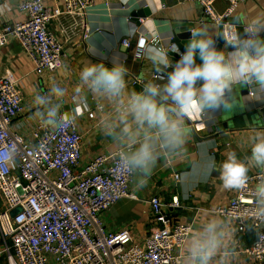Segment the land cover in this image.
<instances>
[{
	"label": "built area",
	"instance_id": "built-area-1",
	"mask_svg": "<svg viewBox=\"0 0 264 264\" xmlns=\"http://www.w3.org/2000/svg\"><path fill=\"white\" fill-rule=\"evenodd\" d=\"M95 0H60V6L46 8L44 0H27L17 6L24 19L13 25L0 26V48L10 39L20 44L34 65V72H53L62 66V45L49 29L52 20L69 19L70 26L59 22L60 33L68 37L78 30L86 37L82 18ZM202 8L203 17L215 26H226L239 5L248 0H189ZM217 1L226 5L223 13L214 8ZM243 32V25H241ZM138 36L134 46L140 50L153 43ZM224 42V41H223ZM121 45L130 48V38ZM154 81L163 76L153 74ZM134 84H142L134 79ZM251 97V93L248 92ZM18 82L0 77V147L15 142L19 153L16 167L0 175V234L8 264H180L184 239L189 236V223L174 216L179 208L177 196L164 204L152 195L147 200L155 228L140 243L128 229L107 232L102 215L130 194V177L121 176L116 168L117 152L98 155L76 171L81 152V135L77 124L53 130L36 120L24 137L10 130L23 111ZM264 107V105H263ZM93 118V113L88 114ZM195 124H190L193 129ZM180 175L173 174L177 181ZM245 189L236 191L225 206L213 213L228 216L239 234L251 231L255 240L244 252L254 264H264V228L257 227L251 217V187L264 181V171L249 175ZM19 207L14 217L10 211Z\"/></svg>",
	"mask_w": 264,
	"mask_h": 264
},
{
	"label": "clouds",
	"instance_id": "clouds-1",
	"mask_svg": "<svg viewBox=\"0 0 264 264\" xmlns=\"http://www.w3.org/2000/svg\"><path fill=\"white\" fill-rule=\"evenodd\" d=\"M238 24L239 19L234 18L214 33L206 26L192 28L183 53L170 43V34L158 33L156 41L141 50L143 58L161 74L162 70H172L166 78L162 74L163 83L148 80L141 91L129 90L125 64L113 63L109 68L104 63H87L80 69L72 99L83 107L90 93L111 106L112 111L100 121V130L118 148L119 174L130 177L138 189L145 186L148 174L161 157L188 158V111L209 123L217 111L228 112L237 105L235 93L241 88H246L253 100H264V12L250 17L243 25V33L238 31ZM138 31L133 26L126 33L134 36ZM163 37L167 39L162 45ZM217 38L224 41L223 49L216 47ZM169 51L180 56L174 64ZM67 96L68 89L53 80L47 93L33 96L37 108L34 119L53 130L74 126L75 113L62 110ZM18 153L15 142L0 147V175L16 167ZM254 169L264 171V132L249 137V154L241 158L230 151L219 163L211 155L210 145H200L191 159V170L182 174L178 183L182 189L190 190L217 172L224 189L239 191L247 187L249 173ZM250 196L251 217L257 227L264 228V181L251 187ZM193 229L184 239L180 264H234L238 241L231 217L210 215ZM257 235L264 240V234Z\"/></svg>",
	"mask_w": 264,
	"mask_h": 264
},
{
	"label": "crops",
	"instance_id": "crops-1",
	"mask_svg": "<svg viewBox=\"0 0 264 264\" xmlns=\"http://www.w3.org/2000/svg\"><path fill=\"white\" fill-rule=\"evenodd\" d=\"M24 1L27 0H0V26L13 25L24 19V16L16 9ZM146 1L150 5L152 15L143 22L140 21L141 25L137 26L129 20V15L142 0H95L92 8L81 20L82 25L88 30L86 37H82L78 30L69 32L66 37L60 33L59 22L64 26H70L71 21L64 18H60L59 21L52 20L49 23V29L55 33L57 40L61 43L63 54L62 66L53 72L45 70L37 75L32 61L15 39H10L4 47L0 48V77L17 81L23 99V111L13 121L10 130L28 137L29 130L37 120L34 119L37 108L33 104V96L37 93H47L50 83L55 80L68 89V96L62 110L68 114L75 113L77 117L76 124L81 135V157L76 171L83 168L94 157L110 155L118 150L114 142L100 130V121L112 111L111 106L97 101L90 93L83 107L72 99L78 88L80 69L87 63H104L109 68L113 63L125 64L128 67V88L132 90L134 79L143 84L153 80V74L160 73L143 58L142 51L134 46L138 36H145L149 41L152 37H157L158 33L168 35L170 33L166 32L171 25L182 22L194 23L195 28L206 26L213 33L218 30L217 26L203 17L202 8L195 2L189 0ZM44 5L46 8L53 9L60 6V0H44ZM214 8L218 14H221L226 5L217 1ZM259 12H264V0H248L238 6L231 18H238L241 25H244L250 17ZM133 26L140 31L134 36L127 35V29ZM123 38H130L133 45L130 48L122 46ZM165 39L167 37L160 39L162 45ZM216 47L223 49V40L217 38ZM231 50V48L228 49V51ZM163 76L166 78V75L163 74ZM163 82V80L157 81V83ZM248 92L246 88L236 91L238 101L236 106L240 111L243 108L262 111L261 118H256L257 122L254 121V126L216 132L211 128L216 124L220 111L215 113L214 119L209 123L203 122L198 114L188 111L186 122L191 133V138L186 145L188 158L161 157L155 168L148 174L143 188L138 189L132 180L130 194L133 197L120 199L102 215L105 231L116 232L126 228L134 241L141 243L155 228L147 204V200L152 195L160 197L164 204L170 203L171 196H177L179 208L174 211V216L182 223H189L191 232L198 221L207 216L216 215L213 211L225 206L236 192L222 187L217 172H212L190 190L182 189L178 180L173 179V174L178 173L181 176L191 170V159L196 156L202 144L210 145L211 155L218 163L223 161L230 151H235L241 158L249 154V137L256 132H264V100H253L254 98L250 97ZM89 113H93V118L88 117ZM191 123L195 124L193 129L190 127ZM257 170H252L249 175ZM232 227L234 228L233 224ZM234 236L238 241V258L234 264H254V261L244 252L252 244L249 233L239 234L234 228ZM3 248L4 241L0 234V264H8ZM180 254L182 255V250Z\"/></svg>",
	"mask_w": 264,
	"mask_h": 264
},
{
	"label": "water",
	"instance_id": "water-1",
	"mask_svg": "<svg viewBox=\"0 0 264 264\" xmlns=\"http://www.w3.org/2000/svg\"><path fill=\"white\" fill-rule=\"evenodd\" d=\"M151 13L152 10L148 2L146 0H142V2L137 6V8L135 10H132V12L130 13L129 20L137 24V26H140V21L143 22L145 19L149 18L152 15ZM232 19L234 18L230 17L228 19L222 20V23H229ZM217 27L219 30L220 26ZM192 28H194V23L191 22H182L181 24L171 25L170 27V35L172 37L170 43L176 44L180 53L184 52L185 45L191 38ZM237 29L239 32L243 33L241 29V23L237 25ZM168 55L172 60L173 64L180 58L179 54L173 53L171 51H169ZM196 62L200 63L201 61L199 60V58H197ZM171 70V68L162 70V73L167 76V72ZM133 89L136 91H141L142 85L134 84ZM261 115L262 111L260 109L249 110L247 108H243V110L240 111L237 106H235L231 111L228 112L221 110L218 115L217 122L214 126H212L211 130L220 132L237 130L245 127H252L255 125L254 123L257 122L256 118H261ZM20 211L21 209L17 207L10 211V216L14 217Z\"/></svg>",
	"mask_w": 264,
	"mask_h": 264
},
{
	"label": "trees",
	"instance_id": "trees-1",
	"mask_svg": "<svg viewBox=\"0 0 264 264\" xmlns=\"http://www.w3.org/2000/svg\"><path fill=\"white\" fill-rule=\"evenodd\" d=\"M247 233H249V236H250V239H251V242L253 243L254 240H255V234L251 231H247Z\"/></svg>",
	"mask_w": 264,
	"mask_h": 264
},
{
	"label": "rangeland",
	"instance_id": "rangeland-1",
	"mask_svg": "<svg viewBox=\"0 0 264 264\" xmlns=\"http://www.w3.org/2000/svg\"><path fill=\"white\" fill-rule=\"evenodd\" d=\"M1 204V203H0Z\"/></svg>",
	"mask_w": 264,
	"mask_h": 264
}]
</instances>
